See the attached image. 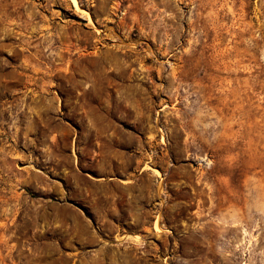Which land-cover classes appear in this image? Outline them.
Wrapping results in <instances>:
<instances>
[{
  "label": "rangeland",
  "instance_id": "obj_1",
  "mask_svg": "<svg viewBox=\"0 0 264 264\" xmlns=\"http://www.w3.org/2000/svg\"><path fill=\"white\" fill-rule=\"evenodd\" d=\"M0 264H264V0H0Z\"/></svg>",
  "mask_w": 264,
  "mask_h": 264
}]
</instances>
